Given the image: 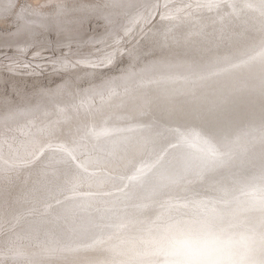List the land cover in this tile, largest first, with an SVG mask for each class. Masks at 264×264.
<instances>
[{
	"label": "bare ground",
	"instance_id": "bare-ground-1",
	"mask_svg": "<svg viewBox=\"0 0 264 264\" xmlns=\"http://www.w3.org/2000/svg\"><path fill=\"white\" fill-rule=\"evenodd\" d=\"M74 1L0 0V264H162L149 230L264 144V0ZM229 16L254 35L219 51Z\"/></svg>",
	"mask_w": 264,
	"mask_h": 264
},
{
	"label": "water",
	"instance_id": "water-1",
	"mask_svg": "<svg viewBox=\"0 0 264 264\" xmlns=\"http://www.w3.org/2000/svg\"><path fill=\"white\" fill-rule=\"evenodd\" d=\"M28 1L30 0H24V3L26 4ZM252 1H255V0H251V2ZM78 2L79 0L74 1V3H78ZM25 4L22 3L20 6L23 7ZM197 6H200V2H197ZM257 8L259 10V6H257ZM236 18H240V17L229 16L227 18H224V20L228 24L230 19H236ZM242 18L243 17H241V19ZM256 22L257 20L253 18L250 24L247 23L249 24L247 26L245 25V22L243 21V25H244L243 32H242V28L239 27L240 33L238 35L234 34L233 36H230L228 34H222L221 35L222 38H219L218 40H214L215 38L213 39V37H211L212 39H209V40L213 41L212 46H216V44H218V46L216 47H219L218 50L222 51L221 48L223 46H221L220 43L222 41H225L223 39L224 37L227 36L226 38L227 40H229L231 44L238 42L240 38L243 41H247L249 37L254 35L252 28L256 24ZM221 25L222 23H220V26ZM204 38L208 39L210 37H204ZM205 39H203V42H208V40H205ZM179 48L180 47L175 46L173 47V50L179 49ZM97 101L98 100H96V102ZM155 116H157L158 118L162 117L160 114L152 115V116L148 115L146 116L145 120L149 121ZM155 121L156 120L153 119L149 121V123H153ZM187 126H191L193 131L196 130V128H198L197 123L195 121H193L191 124ZM186 132H181L180 134H185ZM200 133L204 134L205 132H200ZM166 139L167 138L163 139L162 142L165 141ZM153 140H157V137H155L154 135L152 136L146 135V141H153ZM5 141L6 142L10 141V138H7ZM43 142L41 144H43ZM256 148L259 151L257 154L256 153L252 154L250 152L246 160L242 163L238 159V163L235 164L234 162V164L232 165L233 167L230 168V170L227 169L222 173L220 169L219 172L215 176H212V175L207 176L208 172H205L204 173V177L206 179L205 185L208 186V185L213 184L212 183L213 180H218L217 181L218 185H213V188L211 190L204 192L205 193L204 197L207 196V198H204L201 201L204 204L198 206L200 210H197V213H192V214L183 213V215L179 218H183L184 215H186V218H189L193 215H208L211 217L218 218L225 223H237L241 225L242 227L252 231L258 238H264V144L260 146H256ZM36 150H38V148H36ZM39 150L41 151L42 148H39ZM148 156L150 157V155ZM165 156H166V159L169 160L168 157L172 156L171 151H166V153L161 158H164ZM150 158L153 159L155 157H150ZM143 160H146V159H143ZM249 162H252V164L248 165ZM211 164L212 162H209V165H208L209 168L211 167ZM248 171H251V172L248 173ZM223 176H225V178ZM241 187L243 188L241 189ZM201 191H202L201 187H198V185H195L194 189L192 190V194L186 190H184L183 193L181 190H179L178 192L176 191V194L174 196L183 194V196L191 197L194 193L198 194ZM226 191H232L233 192L232 196L226 194ZM136 199L137 197H135V200ZM155 199L156 197L153 198V201ZM158 202L159 201L155 203L156 205L152 209H158V206L161 205V203H158ZM188 210H189V207L186 208V211ZM152 214L153 212L150 214V216H152ZM117 228H118V225L115 226L113 229H117ZM33 238H34L33 236H29V239L36 240ZM41 241H44V240H41ZM133 251H135V247L128 248L125 250L126 253H131ZM155 251L157 253L158 249H155ZM110 252H112V257H116L120 255L117 253V249L115 248H113V250H111ZM5 253L7 254L8 258L11 257L13 254L12 248L10 250L7 249ZM129 255L130 257L136 256V254H129ZM255 256H256L257 263L264 264V240H262L261 243L258 244L256 252H255ZM155 262L156 260H152L150 264H155ZM162 264H168L166 254L163 256Z\"/></svg>",
	"mask_w": 264,
	"mask_h": 264
},
{
	"label": "clouds",
	"instance_id": "clouds-1",
	"mask_svg": "<svg viewBox=\"0 0 264 264\" xmlns=\"http://www.w3.org/2000/svg\"><path fill=\"white\" fill-rule=\"evenodd\" d=\"M149 232V243L166 254L168 264H257L255 252L264 240L208 215L169 219Z\"/></svg>",
	"mask_w": 264,
	"mask_h": 264
},
{
	"label": "rangeland",
	"instance_id": "rangeland-1",
	"mask_svg": "<svg viewBox=\"0 0 264 264\" xmlns=\"http://www.w3.org/2000/svg\"><path fill=\"white\" fill-rule=\"evenodd\" d=\"M242 1V0H241ZM247 1H249V2H251V0H247ZM99 2H101V1H99ZM252 2H256V1H252ZM264 21V20H263ZM97 22H100V20H97ZM102 22V21H101ZM90 23V24H89ZM88 24H89V28L91 27L92 28V30L93 31H95V26H94V24L92 23V21L91 22H89ZM222 25L221 26H223V27H228L227 26V22L225 21V20H223L222 22ZM228 24H234L233 25V27H232V29L231 30H227L225 33H220L221 35L222 34H228V35H230V36H233L234 34H232L231 32H235V33H237L236 31H235V29L236 30H238L239 31V29L240 28H243V20L241 19V18H236V19H230L229 20V23ZM103 26V25H102ZM100 27L99 29H103V27ZM240 27V28H239ZM2 28V27H1ZM12 29V28H11ZM14 30V29H13ZM92 31V32H93ZM235 35H238V34H235ZM205 37H212L211 35H210V33H207L206 32V36ZM227 37V36H226ZM226 37H224L223 39L225 40V41H222L221 43H220V45L221 46H223L222 48H221V50L222 51H227L228 49H230L231 47H232V45L233 44H231L230 42H229V40H227V38ZM213 39H214V37H213ZM215 39H219V38H216L215 37ZM214 39V40H215ZM166 41V40H165ZM190 45H192V44H190ZM190 45H187V46H190ZM231 46V47H230ZM184 47H186V46H184ZM153 52H155V53H157V52H159V48H156L155 50H153ZM121 67H119V69L118 68H112L111 67V69L109 68V69H106L105 68V71H103L102 73H97V74H95L94 75V79H92V80H80V82H76V85H78L77 87H80L79 89H83V87H90V85H91V87H94V86H100V84L102 83V82H104V81H106V80H109V79H111V78H113L115 75H119V74H121L122 72H123V69L121 70L120 69ZM113 70V71H112ZM116 72V73H115ZM118 73V74H117ZM93 81V82H92ZM85 83V84H84ZM98 84V85H97ZM73 85V84H72ZM53 86H56V84L55 85H53ZM95 87V88H96ZM76 92H78V91H76ZM8 133H11V131L9 130L8 131ZM46 149H45V151H47L48 149H50V147H45ZM48 148V149H47ZM61 148V146H57L56 148L54 147L52 150L53 151H58L59 149Z\"/></svg>",
	"mask_w": 264,
	"mask_h": 264
}]
</instances>
